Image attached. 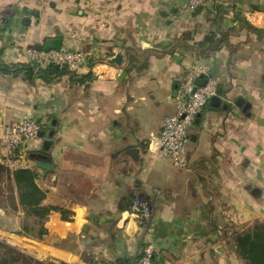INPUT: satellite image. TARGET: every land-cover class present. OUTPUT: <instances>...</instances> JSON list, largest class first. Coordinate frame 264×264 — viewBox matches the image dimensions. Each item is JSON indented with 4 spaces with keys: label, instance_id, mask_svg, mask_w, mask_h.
<instances>
[{
    "label": "crops",
    "instance_id": "obj_1",
    "mask_svg": "<svg viewBox=\"0 0 264 264\" xmlns=\"http://www.w3.org/2000/svg\"><path fill=\"white\" fill-rule=\"evenodd\" d=\"M184 1L0 0V64L33 66L26 51L58 33L86 58L75 81L0 72V139L23 116L40 122L43 137L20 155L43 204L72 213L51 212L38 241L19 233L24 214L0 199V238L18 254L135 264L151 244L158 264H244L233 237L264 222V0H205L195 12ZM192 65L207 67L219 94L189 129L181 170L158 155L157 138ZM51 66L33 67L51 78ZM39 158L52 169L36 168ZM0 168L11 172L1 145ZM137 194L151 205L145 225L129 210Z\"/></svg>",
    "mask_w": 264,
    "mask_h": 264
},
{
    "label": "built area",
    "instance_id": "obj_2",
    "mask_svg": "<svg viewBox=\"0 0 264 264\" xmlns=\"http://www.w3.org/2000/svg\"><path fill=\"white\" fill-rule=\"evenodd\" d=\"M204 2L205 0H185L183 7L195 12L204 5ZM26 55L37 68L52 64L73 71L86 63V58L81 53L62 47L49 51L30 49L26 51ZM196 80H200L198 86L195 84ZM217 90L218 82L209 75L207 67L192 65L187 69L174 97L176 112L173 116L163 119L157 138L158 155L169 159L174 168L181 170L186 168L185 154L189 142V129L207 103L217 96ZM40 130V122L28 116L4 126L0 145L3 161L11 172L27 168L25 160L20 155L22 145L37 138ZM129 210L141 225L147 224L150 219V202L138 194L134 196ZM135 264H156L151 244H143L140 247Z\"/></svg>",
    "mask_w": 264,
    "mask_h": 264
},
{
    "label": "trees",
    "instance_id": "obj_3",
    "mask_svg": "<svg viewBox=\"0 0 264 264\" xmlns=\"http://www.w3.org/2000/svg\"><path fill=\"white\" fill-rule=\"evenodd\" d=\"M210 44V48L216 49L219 41L214 40L211 35L205 38V43ZM36 71V72H35ZM47 73L54 77H48L41 70L26 64L4 65L0 64V72L3 74H12L21 76L26 81H32L34 76L41 77L45 82H50L56 77L68 75L72 81H75L77 75L66 68L51 66L47 68ZM8 176V188L1 195L6 201L8 208L15 212L18 209L24 214L25 222L19 233L30 236L33 239L41 241L47 234L44 228V222L51 212H58L62 220H68L72 213L64 211L59 207L46 206L43 204L45 192L37 184V174L35 169L21 168L9 172L0 168ZM233 243L236 248L237 256L244 264H264V222H255L246 227L241 232L235 234ZM6 249L5 257L0 256V264L15 263L14 255L21 258L20 254L10 248L1 246ZM154 259V258H153ZM155 261V260H154ZM156 264H158L155 261Z\"/></svg>",
    "mask_w": 264,
    "mask_h": 264
},
{
    "label": "water",
    "instance_id": "obj_4",
    "mask_svg": "<svg viewBox=\"0 0 264 264\" xmlns=\"http://www.w3.org/2000/svg\"><path fill=\"white\" fill-rule=\"evenodd\" d=\"M63 36L61 33L56 34L53 38H48L45 40V42L42 45H38L35 47V50L37 51H49V50H59L62 46ZM112 62L116 65H120L122 63V56L121 54H116L115 57L112 59ZM200 83V80H196L195 84L198 86ZM217 93L219 94V89L217 90ZM215 98H212L211 101L215 100ZM198 118V117H197ZM197 118L195 122L197 121ZM43 132H39L37 137L42 138ZM50 142L45 140L43 142L42 149L45 151L49 148ZM35 167L42 170H51L52 166L48 161H45L41 158L37 159L35 161Z\"/></svg>",
    "mask_w": 264,
    "mask_h": 264
},
{
    "label": "rangeland",
    "instance_id": "obj_5",
    "mask_svg": "<svg viewBox=\"0 0 264 264\" xmlns=\"http://www.w3.org/2000/svg\"><path fill=\"white\" fill-rule=\"evenodd\" d=\"M25 164L27 165L26 162H25ZM5 174H6V172H5ZM2 176L4 177V172H2ZM6 176H7V174H6ZM8 185H9V182L8 183L6 182L5 185H4L5 189H3V192L5 190H7ZM2 198H3L2 195H0V199L1 200H2ZM10 243L11 242L9 241V238H7L6 240H5V238L4 239L0 238V256H2V257L8 256V255H6L7 254L6 253L7 250L3 249L1 246H5L7 248H10L13 251H15L16 253H18L16 251L17 248L16 247L15 248L12 247V245H10ZM38 248H39V251L43 249V247L41 245ZM38 255H40L39 252L37 253V255H31V257L28 256V255L26 256L24 254L23 255L20 254V256H21V258H20L17 255H14L15 263H13V264H59L57 262H54L53 260H49L48 261L47 259H41ZM38 260H40V261H38Z\"/></svg>",
    "mask_w": 264,
    "mask_h": 264
}]
</instances>
